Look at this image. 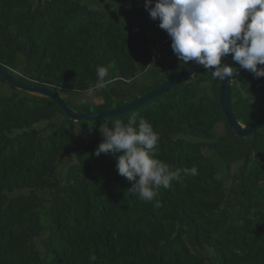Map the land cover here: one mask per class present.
I'll return each instance as SVG.
<instances>
[{
  "label": "trees",
  "instance_id": "16d2710c",
  "mask_svg": "<svg viewBox=\"0 0 264 264\" xmlns=\"http://www.w3.org/2000/svg\"><path fill=\"white\" fill-rule=\"evenodd\" d=\"M126 1L149 15L144 0H0V67L60 96L88 93L104 66L128 97L113 99L107 85L93 95L100 98L94 113L136 100L192 63L178 61L164 30L125 18L119 4ZM155 44L164 49L151 64ZM161 61L167 69L154 75ZM232 67L239 72L232 111L248 128L264 117V77ZM219 85L202 68L136 110L73 123L49 99L0 79V264H264V128L235 137ZM133 113L159 133L158 159L172 170H198L181 172L152 202L117 173L119 154L94 155L100 124Z\"/></svg>",
  "mask_w": 264,
  "mask_h": 264
},
{
  "label": "clouds",
  "instance_id": "9594fccd",
  "mask_svg": "<svg viewBox=\"0 0 264 264\" xmlns=\"http://www.w3.org/2000/svg\"><path fill=\"white\" fill-rule=\"evenodd\" d=\"M143 7L169 36L178 61L201 66L213 80L224 81L239 75L236 68L222 62L230 55L254 79L264 77V0H144ZM96 77L87 89L89 95L112 82L104 66L97 67ZM98 131L102 140L94 155L119 154L117 173L134 182L132 190L141 201H154L161 187L168 189L182 179L181 172L198 175L195 166L172 170L157 158L159 133L137 113L127 122L106 120ZM159 204L156 200L155 206Z\"/></svg>",
  "mask_w": 264,
  "mask_h": 264
},
{
  "label": "water",
  "instance_id": "95a60500",
  "mask_svg": "<svg viewBox=\"0 0 264 264\" xmlns=\"http://www.w3.org/2000/svg\"><path fill=\"white\" fill-rule=\"evenodd\" d=\"M222 62L230 66L233 65V60L231 59L230 56L223 57ZM202 68L203 67L201 66L192 64L186 69L179 72L171 79L165 81L164 83L156 87L154 90L150 91L149 93L137 98L136 100L124 106L106 112L91 113V114L74 113L67 106L65 101L57 94L39 86L22 83L16 80L15 78H13L11 75H9L7 71H5L2 67H0V79L17 91L29 94L31 96H37V97L49 99L58 107L60 112L69 121L73 123H77L79 121L105 120L136 110L146 105L147 103L151 102L152 100L162 96L163 94L170 91L172 88L176 87L183 81L192 78L193 75ZM218 104L221 111L224 114V118L229 130L234 134L235 137L246 138L252 135L255 131L264 128V117L254 122L248 128H244L235 120L231 107V80L227 78L224 81H220L219 91H218Z\"/></svg>",
  "mask_w": 264,
  "mask_h": 264
},
{
  "label": "rangeland",
  "instance_id": "374dc122",
  "mask_svg": "<svg viewBox=\"0 0 264 264\" xmlns=\"http://www.w3.org/2000/svg\"><path fill=\"white\" fill-rule=\"evenodd\" d=\"M87 5L89 7H94V8H98L99 5H97L96 3H93L91 1H89L87 3ZM117 6V5H116ZM119 6L123 7V14L125 15L124 17L127 18L128 20L132 21L133 19H141V24L142 25H146L150 28H154V30H156L155 28H157L159 30L158 27V21H153L152 19H150L149 15L145 14L142 15V17H140V12H138V3L136 1L133 2H124L119 4ZM154 71L153 74L154 75H163L164 72L167 69V65L166 62H156L154 65ZM152 75V74H151ZM149 77L150 74L147 76H140L138 80H136V83H134L132 85V91L135 93L136 89L140 86H147L149 84ZM110 85V94L113 97V99L115 100H123V99H127L128 97V91L127 90H122L121 86L119 85V87L116 86V84H108ZM116 86V87H115ZM2 90L4 93L8 92V88L7 86L3 85L1 86ZM115 87V88H114ZM60 97L66 102V104L69 105L70 109L74 112V113H78V111H88L89 114L94 113V106L100 104V98L99 97H93V95H89L88 93H84V94H79V95H72V94H59ZM259 107L261 109L264 108V104L263 105H259ZM218 131H221L220 128L218 129ZM71 145L75 146L76 142L75 141H71L70 142Z\"/></svg>",
  "mask_w": 264,
  "mask_h": 264
},
{
  "label": "built area",
  "instance_id": "2783aa9c",
  "mask_svg": "<svg viewBox=\"0 0 264 264\" xmlns=\"http://www.w3.org/2000/svg\"><path fill=\"white\" fill-rule=\"evenodd\" d=\"M164 49L163 44H155L153 48L149 51L150 53V63H154L156 60H158L161 56V51ZM18 75L19 77H22L21 75L14 73Z\"/></svg>",
  "mask_w": 264,
  "mask_h": 264
},
{
  "label": "bare ground",
  "instance_id": "6f19581e",
  "mask_svg": "<svg viewBox=\"0 0 264 264\" xmlns=\"http://www.w3.org/2000/svg\"><path fill=\"white\" fill-rule=\"evenodd\" d=\"M4 70H5V69H4ZM5 71H6V70H5ZM7 73H8V74L10 73V74H13V75H14V73H17V72L14 71V70H8ZM10 74H9V75H10ZM17 74H18V73H17ZM19 75H20V74H19Z\"/></svg>",
  "mask_w": 264,
  "mask_h": 264
},
{
  "label": "flooded vegetation",
  "instance_id": "af4514ba",
  "mask_svg": "<svg viewBox=\"0 0 264 264\" xmlns=\"http://www.w3.org/2000/svg\"><path fill=\"white\" fill-rule=\"evenodd\" d=\"M128 93V92H127Z\"/></svg>",
  "mask_w": 264,
  "mask_h": 264
}]
</instances>
